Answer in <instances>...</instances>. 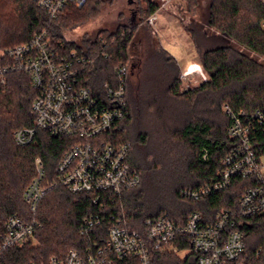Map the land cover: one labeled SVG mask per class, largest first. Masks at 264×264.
Returning <instances> with one entry per match:
<instances>
[{
  "label": "trees",
  "instance_id": "16d2710c",
  "mask_svg": "<svg viewBox=\"0 0 264 264\" xmlns=\"http://www.w3.org/2000/svg\"><path fill=\"white\" fill-rule=\"evenodd\" d=\"M114 0H88L83 8L69 6L51 19L33 0H0V55L28 44L35 35L47 32L63 55L72 51L83 62V84L96 90L114 80L115 70L127 69L126 100L129 116L107 136L116 146L130 145V164L137 170L141 185L121 195H105L99 204L90 195H76L59 187L48 192L36 213L24 201V192L34 179V161L42 158L51 181L70 142L38 132L37 142L19 148L15 131L32 127L33 103L38 96L30 77L9 73L0 80V232L13 217L37 220L42 229L31 242L4 253V264H30L64 256L87 244L80 234L83 221L96 214L124 215L130 230L144 231V222L167 216L183 223L194 212L214 222L222 210L236 214L237 228L245 236V264H264V215L243 219L239 200L249 188L262 186L256 179L236 177L230 189L205 200L193 202L183 196L217 178L224 159L236 147L228 137L233 124L225 107L251 115L264 113V2L260 0H179L189 25L182 27L190 37L207 81L196 89H184L178 61L161 45L148 23L161 4L144 0L139 19L80 43L68 42L65 32L99 13ZM182 21H184L182 19ZM140 28L143 35L136 40ZM213 31L214 33H211ZM144 36V37H143ZM142 38L148 41L139 56L133 48ZM141 40V41H140ZM135 55V56H133ZM251 146L261 159L264 154V127L251 135ZM98 229L106 241L108 227ZM164 251L151 253V264H196L191 243L183 238ZM187 254L183 257L182 254ZM113 264H142L139 259L116 260Z\"/></svg>",
  "mask_w": 264,
  "mask_h": 264
},
{
  "label": "built area",
  "instance_id": "2783aa9c",
  "mask_svg": "<svg viewBox=\"0 0 264 264\" xmlns=\"http://www.w3.org/2000/svg\"><path fill=\"white\" fill-rule=\"evenodd\" d=\"M163 2V8L169 0ZM264 2V0H260ZM51 19H55L67 7L83 8L88 0H33ZM157 14L148 20L154 26ZM75 51L63 55L46 31L37 34L25 45L0 55V80L9 73H24L32 81L38 93L33 103L35 116L32 127L14 133L19 148L36 144L38 132L51 138H63L70 142L69 150L56 167L51 181L45 171L42 158L34 161L36 175L24 192V201L32 213H36L48 192L62 187L72 194L90 195L99 204L105 195H121L138 188L141 178L130 164L131 146L111 144L106 136L129 116L126 100L127 69L115 70L114 80L99 90L83 84V62ZM226 113L233 124L228 137L236 147L224 159L222 172L208 185L198 190H186L183 196L199 202L231 188L236 177L256 179L262 186L247 189L239 200L238 214L243 219L264 215V175L261 159L251 146V135L264 127V113L245 115L226 106ZM236 214L222 210L214 222L194 212L183 223L167 216L148 219L144 231L130 230L124 215L96 214L86 218L80 234L88 242L78 250L64 256H53L48 261L30 264H113L116 260L139 259L151 264V253L175 249L174 242L188 238L196 264H245V236L237 228ZM110 224L106 241L97 235L98 229ZM42 229L35 219L11 218L3 233L0 232V264L4 253L21 248L31 242Z\"/></svg>",
  "mask_w": 264,
  "mask_h": 264
},
{
  "label": "rangeland",
  "instance_id": "374dc122",
  "mask_svg": "<svg viewBox=\"0 0 264 264\" xmlns=\"http://www.w3.org/2000/svg\"><path fill=\"white\" fill-rule=\"evenodd\" d=\"M143 1L144 0H114L111 3H106L99 9V13L92 17L88 22L66 31V41L80 43L83 39H92L101 34H114L119 27L130 25L131 20H135L136 22L138 21L140 17L138 10L140 6H144L142 4ZM151 1L160 3L161 9L157 14V21L155 22V25L150 26L153 27L162 47L178 61L182 71H186L189 65L194 63L197 55L190 37L182 27L183 22L185 25L190 24L192 16L191 14L189 15L185 13V4L183 2H179V0H169V4L163 9V2L158 0ZM207 3L208 0H201V4L203 6H206ZM167 10H170V12L175 15L171 18L170 15H168ZM174 16L176 18H173ZM182 19L184 21H182ZM143 32L144 29L140 28L135 41H139L137 39L143 35ZM211 33L214 32L211 31ZM147 42L146 38H142L140 45L138 44L137 48H133V53H136V55L139 56L143 51V46H145V43ZM240 49L241 52L248 54L250 58L256 59L258 62H264L263 57L258 56L255 52L247 50L245 47H240ZM186 72H182V77L183 74H185V78L182 79L183 86H185V88L188 86L198 87L199 85L197 82L198 80H202L203 77H196L197 73L190 70H187ZM261 162L263 165L264 175V154L261 157ZM182 255L184 257L187 254L185 253Z\"/></svg>",
  "mask_w": 264,
  "mask_h": 264
},
{
  "label": "crops",
  "instance_id": "0c3cea01",
  "mask_svg": "<svg viewBox=\"0 0 264 264\" xmlns=\"http://www.w3.org/2000/svg\"><path fill=\"white\" fill-rule=\"evenodd\" d=\"M159 12H157L156 14H158ZM167 13H168V15H170V17L172 18V16L173 15H175L174 13H171L170 12V10H167ZM173 18H176L175 16L173 17ZM184 29V28H183ZM185 30V29H184ZM188 35V34H187ZM194 69H196V70H194ZM187 70H190V71H192V72H194V71H196V72H194V73H197V75H196V77H203V79L202 80H198V82H197V84L199 85L197 88H199L201 85H203L206 81H207V76H206V74L204 73V71H203V68L199 65V63H198V60H197V55H196V57H195V61H194V63L193 64H191V65H189V67H188V69ZM186 70V71H187ZM181 71H182V69H181ZM186 71H182L183 73L184 72H186ZM187 73V72H186ZM185 78V74H183V77H182V79H184ZM187 80V79H186ZM201 81V82H200ZM189 82H190V79H189ZM184 87V89H196V88H194V86H188L187 88H185V86H183ZM196 87V86H195Z\"/></svg>",
  "mask_w": 264,
  "mask_h": 264
},
{
  "label": "water",
  "instance_id": "95a60500",
  "mask_svg": "<svg viewBox=\"0 0 264 264\" xmlns=\"http://www.w3.org/2000/svg\"><path fill=\"white\" fill-rule=\"evenodd\" d=\"M194 88H197V87L194 86Z\"/></svg>",
  "mask_w": 264,
  "mask_h": 264
}]
</instances>
